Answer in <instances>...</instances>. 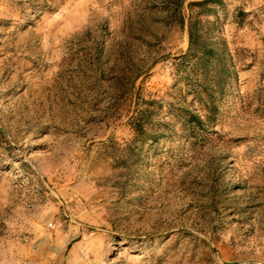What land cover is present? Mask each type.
<instances>
[{"label": "rangeland", "instance_id": "rangeland-1", "mask_svg": "<svg viewBox=\"0 0 264 264\" xmlns=\"http://www.w3.org/2000/svg\"><path fill=\"white\" fill-rule=\"evenodd\" d=\"M199 1L0 0V264H264V0L203 17L238 78L191 137Z\"/></svg>", "mask_w": 264, "mask_h": 264}, {"label": "trees", "instance_id": "trees-1", "mask_svg": "<svg viewBox=\"0 0 264 264\" xmlns=\"http://www.w3.org/2000/svg\"><path fill=\"white\" fill-rule=\"evenodd\" d=\"M221 4L222 0H203L191 4L192 14L188 23L189 47L179 57L184 70L190 68L184 79H188L195 97L200 100L202 112L206 114L202 116L184 108L177 109L173 114L176 123H180L187 132L189 131L191 137L196 136V130H203L205 125L215 121L219 111L217 102L225 95L228 85L238 78L232 55L221 42L213 39L217 30L215 23L203 19L215 11L214 6ZM136 132L144 137V140L155 139L147 136L144 122L139 121Z\"/></svg>", "mask_w": 264, "mask_h": 264}]
</instances>
